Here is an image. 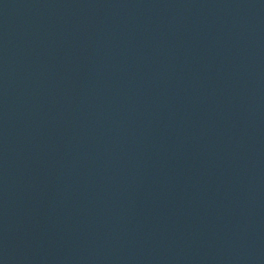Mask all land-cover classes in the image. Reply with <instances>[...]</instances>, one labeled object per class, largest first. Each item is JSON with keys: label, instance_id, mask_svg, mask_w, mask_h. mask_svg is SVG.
I'll return each mask as SVG.
<instances>
[{"label": "water", "instance_id": "95a60500", "mask_svg": "<svg viewBox=\"0 0 264 264\" xmlns=\"http://www.w3.org/2000/svg\"><path fill=\"white\" fill-rule=\"evenodd\" d=\"M264 153V0H0V264H205Z\"/></svg>", "mask_w": 264, "mask_h": 264}]
</instances>
